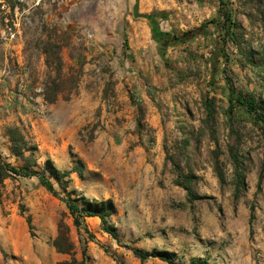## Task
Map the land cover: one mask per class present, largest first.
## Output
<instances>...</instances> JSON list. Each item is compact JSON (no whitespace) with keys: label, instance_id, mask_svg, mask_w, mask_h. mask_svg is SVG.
Listing matches in <instances>:
<instances>
[{"label":"rangeland","instance_id":"obj_1","mask_svg":"<svg viewBox=\"0 0 264 264\" xmlns=\"http://www.w3.org/2000/svg\"><path fill=\"white\" fill-rule=\"evenodd\" d=\"M219 8L220 0H0V159L29 164V152L12 150L8 130L18 128L36 148L32 169L59 194L36 177L4 181L0 264L70 260L53 246L61 222L86 264H170L141 262L132 249L167 251L171 264H264V131L237 110L227 115V92L209 83L215 62L216 86L230 79L264 107V0H229V36L213 24L176 46L152 36L153 25L195 30L220 18ZM53 83L55 103L77 122L49 109ZM48 159L82 172L64 190ZM73 190L74 200L114 202L119 243L98 218L85 221L93 237L73 225L64 202Z\"/></svg>","mask_w":264,"mask_h":264},{"label":"trees","instance_id":"obj_2","mask_svg":"<svg viewBox=\"0 0 264 264\" xmlns=\"http://www.w3.org/2000/svg\"><path fill=\"white\" fill-rule=\"evenodd\" d=\"M229 0H220V15L221 17L208 23L202 24L199 28L183 33L182 35H170L167 33L159 32L153 25L152 36L156 43L162 47H167L168 45H179L185 43L189 40L194 39L198 35H207L206 28L208 25L213 24L218 32L224 34V36H229L233 33L231 23L236 25L235 22H231V12L228 8ZM125 45H127V40H125ZM58 68L61 70L62 60L58 58ZM212 74L210 79V85L220 92H227V104L228 109L226 111L227 115L230 117L234 116V111H238L242 116H250L253 118L254 123L259 126L264 131V107H262L257 100L252 95H244L235 90L233 83L230 79H225L224 86H216L215 76L218 72L217 63L213 62L211 64ZM56 83H53V87L49 88V94L45 95V100L50 104H54L58 99V93L56 88ZM212 100L206 101V108L209 110V115L212 114ZM8 135L12 143V150L17 157H25L24 152H29V164L26 166L17 168L6 161L0 159V186L4 181L12 176H22V177H36L42 187H44L50 194L54 197H58V191L56 190L53 182L46 177L44 174L38 172L32 167L36 166V159L32 155L33 151L36 149L34 146H29L26 139L18 128H10L8 130ZM45 170H47L51 177L54 178L60 187L66 190L71 182L70 175L73 172H82V168L75 166L71 170H59L54 163L48 159L45 162ZM261 180H259L260 182ZM177 185L183 187L190 198L195 197L193 195L190 186L181 183L177 180ZM76 191L73 190L72 193L68 194L67 198L64 200L69 213L73 220V225L79 229L82 226L90 237L93 235L88 231L86 226L87 218H98L100 221L101 230L109 235L112 239L120 242L117 227L111 222V217L116 213V205L111 199L106 200H94L81 196L79 200H74L72 194ZM30 225V220H28ZM53 246L58 253L67 254L71 256L70 260H64L58 262V264H86L85 258L86 254L83 252V259L78 260L74 256V245L69 236L68 227L61 222L58 226V234L53 241ZM134 256L141 262H145L150 258H157L167 263H172V259L167 251L153 250L152 252L143 251L139 249H132Z\"/></svg>","mask_w":264,"mask_h":264},{"label":"crops","instance_id":"obj_3","mask_svg":"<svg viewBox=\"0 0 264 264\" xmlns=\"http://www.w3.org/2000/svg\"><path fill=\"white\" fill-rule=\"evenodd\" d=\"M77 103V102H76ZM88 106V105H87ZM87 108V107H86ZM86 108H82L83 110L84 109H86ZM49 109H51V111H53L54 113V115L55 114H58V113H62L63 112V110L64 109H66V116L67 117H69V120H70V118L72 119L71 120V122L72 121H75V122H77V119H78V114H77V112L74 110V109H72V108H66L65 106H64V104L63 103H55V104H49ZM37 121V120H36ZM150 122L152 123V124H154L155 126L157 125V122L155 121V120H150ZM161 155L160 154H158V156H157V161H159V163H160V161H161ZM74 177V176H73Z\"/></svg>","mask_w":264,"mask_h":264},{"label":"built area","instance_id":"obj_4","mask_svg":"<svg viewBox=\"0 0 264 264\" xmlns=\"http://www.w3.org/2000/svg\"><path fill=\"white\" fill-rule=\"evenodd\" d=\"M53 3H57L60 4L61 2H63L64 0H51ZM38 92H40V89H37Z\"/></svg>","mask_w":264,"mask_h":264}]
</instances>
